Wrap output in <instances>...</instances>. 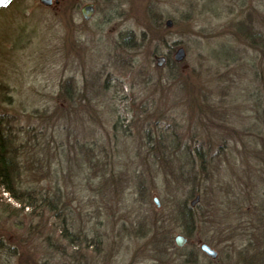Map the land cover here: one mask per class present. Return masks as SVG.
<instances>
[{"label": "rangeland", "instance_id": "rangeland-1", "mask_svg": "<svg viewBox=\"0 0 264 264\" xmlns=\"http://www.w3.org/2000/svg\"><path fill=\"white\" fill-rule=\"evenodd\" d=\"M0 134V264H264V0H13Z\"/></svg>", "mask_w": 264, "mask_h": 264}, {"label": "trees", "instance_id": "trees-1", "mask_svg": "<svg viewBox=\"0 0 264 264\" xmlns=\"http://www.w3.org/2000/svg\"><path fill=\"white\" fill-rule=\"evenodd\" d=\"M3 142H4L3 135L0 134V189L1 191L7 193L11 198H13L16 202L20 204L21 209L18 210H22L23 208H29L30 206H32V203L29 201L32 196L29 192L24 193V191L14 189L15 185H14L13 177L15 175L14 172L15 165H13L9 152H7L6 150L7 142L4 143ZM45 202L46 201L43 198L39 200V203H42L43 205L45 204ZM155 230L156 232L159 233V227L156 224L154 226V234H155ZM160 234L163 235L164 237V230H162ZM68 240L70 242L71 238L68 237ZM169 243H170L169 245L170 247L175 248V246L173 245V241H171V239ZM153 247L156 248L157 244H153Z\"/></svg>", "mask_w": 264, "mask_h": 264}, {"label": "water", "instance_id": "water-1", "mask_svg": "<svg viewBox=\"0 0 264 264\" xmlns=\"http://www.w3.org/2000/svg\"><path fill=\"white\" fill-rule=\"evenodd\" d=\"M12 1L13 0H0V10L7 8L12 3ZM39 2L43 6H49L51 5L52 0H39ZM92 13H93V8L91 4H85L80 10L81 17L84 20H89L92 16ZM170 24L171 21L167 20L166 25L170 26ZM184 57H185V51L183 48L180 47L174 53L173 60L175 62H181L184 59ZM154 59L156 66L158 67H161L166 62L165 56L156 55L154 56ZM198 200H199V196L196 195L194 199L190 202V205H194ZM154 201L156 202V199H154ZM185 242H186L185 238L180 234L174 237V243L177 247H182L185 244ZM198 248L202 253H204L210 259H215L217 257V252L213 250L206 243H201Z\"/></svg>", "mask_w": 264, "mask_h": 264}, {"label": "flooded vegetation", "instance_id": "flooded-vegetation-1", "mask_svg": "<svg viewBox=\"0 0 264 264\" xmlns=\"http://www.w3.org/2000/svg\"><path fill=\"white\" fill-rule=\"evenodd\" d=\"M54 4H57V0H52V2H51V5H49V6H46V7H50V6H52V5H54ZM87 4H91V3H87ZM92 5V8L94 9V5L93 4H91ZM81 10V9H80ZM81 15V14H80ZM92 17V16H91ZM91 19V18H90Z\"/></svg>", "mask_w": 264, "mask_h": 264}]
</instances>
